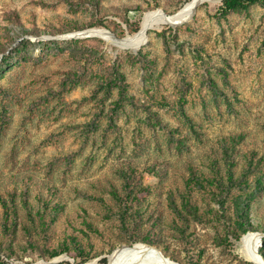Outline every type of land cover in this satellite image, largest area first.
Wrapping results in <instances>:
<instances>
[{
  "label": "rangeland",
  "instance_id": "374dc122",
  "mask_svg": "<svg viewBox=\"0 0 264 264\" xmlns=\"http://www.w3.org/2000/svg\"><path fill=\"white\" fill-rule=\"evenodd\" d=\"M221 1L208 0L191 20L172 25L164 18L188 2L0 0V29L12 28L18 41L57 43L35 47L26 63L14 59L0 81V198L8 206L6 215L0 204V262L82 264L88 255L86 264L104 257L115 264L113 254L141 244L176 264H263L264 237L256 262L242 244L248 234L232 239L237 191L217 183L227 169L235 179L244 173L251 188L262 176L248 221L264 234V8L221 18ZM150 16L145 39L124 45L140 38ZM85 30L104 40L63 38ZM139 50L146 60L128 61ZM113 64L129 100L109 123L117 91L104 99L97 84ZM69 73L81 82L63 89ZM185 88L192 129L176 111ZM125 174L141 191L137 201L127 198ZM45 204L40 221L35 213ZM64 242L70 253L52 258Z\"/></svg>",
  "mask_w": 264,
  "mask_h": 264
},
{
  "label": "trees",
  "instance_id": "16d2710c",
  "mask_svg": "<svg viewBox=\"0 0 264 264\" xmlns=\"http://www.w3.org/2000/svg\"><path fill=\"white\" fill-rule=\"evenodd\" d=\"M189 0H184V2H188ZM253 6H259L261 8H264V0H222L218 9H217V14L221 18H226L227 16L231 14H239L246 12L249 8ZM74 29L77 30H83L85 28L80 29L79 27L73 26ZM99 27L98 24H89L88 28H96ZM138 30V26H136L132 31H130L131 34L135 33ZM25 33L27 30H24ZM30 31V30H29ZM141 31V26L140 30ZM32 33V31H30ZM12 33V34H11ZM160 37L164 41V45H167V40L164 34H161ZM0 38H3L5 41V44H0V81L5 77L6 72L11 68L12 61L15 59L16 61H19L20 63H26L32 59L33 53L35 51V47L41 46L45 47L47 49H51L52 47H55L57 45L56 42H42L38 41L36 42H31L27 39H22V40H17L19 37L16 36V34L13 32L12 28L8 27H3L0 29ZM147 40V37H146ZM145 40V41H146ZM78 43V41H72ZM128 61L134 63V64H141L143 61L146 60L145 56L143 55V52L139 50L136 55L133 54H128L127 55ZM226 76H224L225 78ZM62 82V87L63 89L69 90L70 88L74 87L75 85L79 84L80 77L77 76L75 73H69L67 74L66 78H64ZM98 85V90L104 94V99H107L110 97L112 94L113 90L117 91V99L113 101L112 109H111V114L108 116V121L109 123L113 122V115L118 109H121L122 107V102L123 101H128L129 97L126 95L127 92V83L125 76L120 72V70L116 67V65H111L107 69V73L105 77L97 84ZM209 89L213 92L216 93L218 88L217 85L214 81L209 82ZM181 95L177 100V108L176 111L180 114V116L186 120L188 125L193 128V124L191 120L187 117L185 111H184V105L186 103V93H187V88L184 89L183 92H180ZM160 105V107H168L169 105L165 102L164 99H160L157 101ZM6 109H2L3 115L4 111ZM3 118V119H2ZM6 120L4 119L3 116H1V123H5ZM228 146L224 147L223 149V156L226 158L228 155ZM227 161V160H226ZM229 167V166H228ZM264 175V174H263ZM130 177L132 175L125 174L124 175V185L125 189H127V198L129 202L131 201H137V194L141 193L139 189L136 186H130ZM225 178V183H222L221 179L220 182L217 183L218 188L220 191H225L226 193H229L231 190L232 191H237V195H235L233 198H231V205H232V217L234 219V224L238 228L239 232H232V239L234 240H239L240 235H245L249 233H256L257 228L253 227L249 221H248V216H249V206L250 203L257 197V194L260 192V190L263 188V180L262 176H256L254 179V186L251 188V186L248 184L246 180V175L243 173L241 176L237 177L236 179L233 177V174L231 173V170L227 169L226 173L224 175ZM198 181V180H196ZM216 182V180H215ZM224 182V181H223ZM130 195H133V198L130 199ZM113 196L116 199H119V196L113 193ZM120 202L122 203V207L124 210L128 208V203L123 202V200L120 199ZM26 202L24 201L23 204ZM0 204L2 207L5 209V214L7 215L8 213V206L0 198ZM189 202L185 201L184 202V208H187ZM130 206V204H129ZM126 207V208H125ZM43 208V207H42ZM40 208L35 214L38 217V220L42 221L43 217L46 215L44 214L46 211V208H48V205L45 204V208ZM59 208V203L57 202L53 208H51V212L49 215L52 214V212H57ZM127 211V210H126ZM5 230L6 227H5ZM263 248V247H262ZM259 250V254L263 257V250ZM70 250L67 244L64 242L59 246V249L53 250L49 252L50 256L52 258L61 256L63 254H69ZM83 251L79 250L78 255L73 259V261L76 263L77 260L82 257ZM89 260L88 255L86 257L82 258L80 263L86 264L87 261ZM107 258L101 259V264H110V262L107 260ZM0 264H7L5 262H0ZM58 264H69L67 262L63 263H58ZM79 264V263H78Z\"/></svg>",
  "mask_w": 264,
  "mask_h": 264
},
{
  "label": "bare ground",
  "instance_id": "6f19581e",
  "mask_svg": "<svg viewBox=\"0 0 264 264\" xmlns=\"http://www.w3.org/2000/svg\"><path fill=\"white\" fill-rule=\"evenodd\" d=\"M204 2H208V0H190L176 13V15L164 18V22L170 23L172 25H179L181 23L187 22L191 19V16L194 14L197 8ZM153 19L154 17L150 16L146 20L143 32L139 39L134 41L127 40L124 42V45L135 46L139 43V41L141 42L142 39H145L146 29L148 26L152 25ZM260 239L261 237L258 234H248L242 239V244L246 250V256L251 262L258 261L256 243ZM259 259L261 260L260 256ZM111 261L115 262V264H176L167 258H164L157 250H152L141 244L117 251L111 256Z\"/></svg>",
  "mask_w": 264,
  "mask_h": 264
},
{
  "label": "water",
  "instance_id": "95a60500",
  "mask_svg": "<svg viewBox=\"0 0 264 264\" xmlns=\"http://www.w3.org/2000/svg\"><path fill=\"white\" fill-rule=\"evenodd\" d=\"M161 11V10H160ZM196 12V11H195ZM194 12V14H195ZM176 15V14H175ZM194 15L191 16V19L193 18ZM190 19V20H191ZM92 31H96V30H85V31H82V32H77V33H73V34H69L67 36H64L63 38H69V39H82V38H88V37H98V38H101L104 40L103 37L99 36V35H96L94 33H92ZM104 33L106 34H110L108 31H104L102 30ZM111 35V34H110ZM113 38H115L113 35H111ZM116 39V38H115ZM117 40V39H116ZM255 234H258L261 238L264 237V234H259V233H255ZM260 258H261V261L262 263L264 264V259L262 258V256L259 254Z\"/></svg>",
  "mask_w": 264,
  "mask_h": 264
}]
</instances>
